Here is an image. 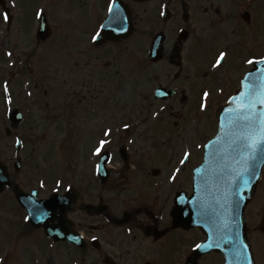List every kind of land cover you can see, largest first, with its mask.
Returning a JSON list of instances; mask_svg holds the SVG:
<instances>
[{
  "label": "flooded vegetation",
  "instance_id": "af4514ba",
  "mask_svg": "<svg viewBox=\"0 0 264 264\" xmlns=\"http://www.w3.org/2000/svg\"><path fill=\"white\" fill-rule=\"evenodd\" d=\"M110 2L39 0L33 4L38 7L33 13L32 0H15L14 5L13 0H0V48H27L32 43L41 47L62 44L87 48L89 70L81 79L88 81L91 93L98 90L104 97L98 99L92 94L96 102L91 100L89 104L90 118L104 129L112 125L122 128L123 122L133 126L123 135H114L107 152L112 162L103 176L96 175L94 170L102 156L92 155L103 131L99 136L98 133L91 136V148L83 164L76 160L80 150L77 151L75 140L70 146V167L54 172L42 170L39 145L44 137L40 138L38 128L59 123L62 126L64 122L71 125L75 111L67 102L64 105L60 101L53 113L52 105L45 100L49 92H62L43 87L46 76H39V90L37 82L32 88L30 79L34 73L30 56L23 54L20 70L12 65L7 51L1 52L0 58L12 66L7 80L14 102L11 110L6 111L2 87L0 176L3 179L0 182L5 184L0 197L6 199L4 204L16 203L26 214L17 202L16 190L26 194L37 191L36 200L44 201L53 194L67 195L66 187L72 184L77 197L74 202L69 200L73 206L66 213L57 209L54 221L35 229L56 253L58 264H224V258L216 252L194 258L193 244L203 243L206 237L199 229L190 227L193 173L204 158L221 109L241 90L245 77L256 69L247 59L264 56V0H117L116 8L128 16V31L108 32L103 43L93 46L91 35L100 24L106 23ZM40 8L47 17L41 35L38 26L42 21L35 16ZM5 10L11 14L10 23L3 20ZM160 32L165 36L162 58L152 63L140 56L135 60L137 71H128L127 64L132 66L133 61H126V49H141L144 43L151 45ZM46 36L48 39H43ZM219 51L229 52L228 62L223 68L212 70L210 62ZM162 62L166 63V70L161 68L155 73L152 68ZM142 63L148 73L142 71ZM131 76L138 81L132 89ZM142 78L148 81L141 84ZM115 84V90L106 88ZM143 85L150 87L145 89ZM160 87L166 89V95L157 96ZM107 90L113 98L108 97ZM205 90L212 93L206 112L199 107ZM28 91L33 95L28 96ZM133 91H136L134 97ZM170 92L171 98L165 99ZM77 94H80L78 89L73 95ZM146 106L160 108L155 111L160 114L168 109L172 116L165 117L163 113L158 118L152 112L147 113ZM15 110L23 117L17 128L15 119H10ZM160 121L162 125L153 126ZM17 137L23 141L22 146L15 143ZM167 137H171L169 141L163 139ZM165 147L167 151L162 153ZM185 148L192 155L187 165L181 166L178 157ZM89 154L93 159L91 170ZM175 167H181V174L172 182L169 175ZM57 179L64 181L59 193L53 191ZM41 180L45 181L43 188ZM263 180L264 175L262 192ZM256 198L246 211V229L255 263L264 264V203L260 197L255 204ZM137 209L145 211L133 214ZM47 228L56 231L63 240L50 239ZM74 236L77 239H72ZM93 236L98 239L92 240Z\"/></svg>",
  "mask_w": 264,
  "mask_h": 264
},
{
  "label": "snow or ice",
  "instance_id": "6c2138e0",
  "mask_svg": "<svg viewBox=\"0 0 264 264\" xmlns=\"http://www.w3.org/2000/svg\"><path fill=\"white\" fill-rule=\"evenodd\" d=\"M15 0H13V5ZM117 0H111L108 5L107 12L108 17L106 23L100 24L98 29L91 35V43L93 46L103 43V39L106 36V30L112 29L118 33H124L128 31L127 20L128 16L124 15L120 10L116 8ZM164 13H161L163 15ZM3 20L6 22L11 21L12 17L8 11L2 13ZM35 16L37 19L43 22L46 20V12L43 8H40ZM41 25V26H42ZM38 26V27H41ZM183 31V29H180ZM6 55L12 58L14 53L7 51ZM229 52L219 51L214 59L210 62V69L219 70L228 62ZM249 65H261L264 64V56H253L246 61ZM12 65L17 64V60L11 61ZM20 63H23L21 60ZM248 81L243 84V90L240 94L234 97H230L228 105L225 107V111L230 114V119L226 125L223 121L218 124L219 132L216 136V140L212 143L220 144L214 153L210 154V158L217 164V169L214 170V175L221 185L220 199L216 201V207H212L207 202L197 201L200 212L199 215L203 220L211 219L213 222V232L217 234V239L210 240L207 244L194 243L193 250L201 248L220 247L222 243L227 242L230 246V251L237 264H255V256L249 249L250 243L245 242L240 237V219L235 213L242 206L243 190L250 189L251 178L257 175L256 167L252 164L258 158V155L264 154V68L258 70L257 74L253 77L251 74L246 78ZM31 83V82H30ZM39 90L38 82L36 85ZM223 91V89H221ZM166 92L158 91L157 95H166ZM28 96H32L33 92L28 91ZM212 93L208 90L203 91L200 102L201 111L206 112L209 108V100ZM3 96L5 110L10 111V106L13 104V96L10 90V81L5 80L3 82ZM232 104H236L237 107H231ZM153 116H159V112H154ZM124 130H131L132 124L128 122L122 123ZM115 130L109 126L103 130L102 138L98 139L96 145L93 148L92 155L101 157L109 151L113 144V138ZM131 142V141H130ZM17 145H23V141L17 137L15 140ZM204 147V145H200ZM192 152L189 148L182 150L178 157V164L186 166L190 160ZM112 162V157L109 156L107 162L101 160L95 164L96 175L102 174V169L107 167V163ZM204 171L203 167L196 168V173ZM181 174V167H175L170 173L169 179L172 182H176ZM64 184L62 179L56 180V185L53 189L54 192H60V186ZM40 186L45 187V181H40ZM67 195L61 194L60 201L49 202L45 207L43 204H39L36 201L32 202V209L29 215L23 217L25 221H29L33 218L39 220H46L52 217L56 210L59 209L61 213H66L70 207L73 206L69 203V200L74 202L77 197L72 190V184L69 183L66 187ZM38 196V193L34 194ZM177 199H180L177 197ZM246 206V205H245ZM217 208L223 209L224 212H218ZM51 209V211H49ZM145 211L143 209L134 210ZM227 213L225 217L224 213ZM145 222L147 219L145 218ZM129 232L132 230L129 229ZM77 239V237H72ZM96 236L92 237V240H97ZM10 255H0V264H9Z\"/></svg>",
  "mask_w": 264,
  "mask_h": 264
},
{
  "label": "rangeland",
  "instance_id": "374dc122",
  "mask_svg": "<svg viewBox=\"0 0 264 264\" xmlns=\"http://www.w3.org/2000/svg\"><path fill=\"white\" fill-rule=\"evenodd\" d=\"M38 2L39 0H32L31 6L33 13L35 9L37 10L38 8L37 6H33V4H37ZM257 8L258 5L254 7L255 10ZM70 39L76 38L72 37ZM31 40H34L32 35ZM145 44L146 43L142 45L141 49H137L136 47L126 49L128 50V53H125L127 54L126 61H133L132 66H129L127 64L128 71H137L135 60L138 57L141 56L147 58L149 46L147 47V45ZM36 46L37 45L35 43H32L27 48H0V54L1 52L5 53V51H12L14 55L13 58H9V60L11 62L13 59H16L17 64L15 65V68H19L20 70L22 69V63H20V61H23V54L29 55L32 66L35 67V70L33 71V77H31V82H38L39 76H46V81L44 82L43 87L49 89H58L62 92H49V96L47 98L48 100L46 99L45 102L52 105V112L56 113L57 107L60 105V101H62L64 105L65 102H67L68 105H70L75 111L76 116L73 117L71 125L68 122H64L62 126H60L59 123L57 126H51L49 128H38V134H40V138L42 139L44 137V141L41 140L42 144L39 145V147H42L40 151L42 163L40 164V166L44 171L52 170L54 172L55 169L60 170L62 168H65L66 161L70 160L69 147L75 140V144L77 145L76 147H78L77 151L80 150L79 154L76 157V160L82 164L85 162L84 157L85 155L87 156V153L91 148V136H96L97 133L98 136L101 135L99 133H101L104 129V127L102 126L99 127V123L94 124V121H92V119L90 118L91 112L89 104L92 102L91 100L95 101V97L93 98L92 94L97 95L98 99H103L104 97L98 90L95 93H91L89 89L90 85L88 88V81L85 79H81V76L87 75L89 70L87 64V48L76 46L66 47L62 44L61 46L46 48ZM138 50H140V52ZM4 61L0 58V89H2L3 82L7 80L12 70V66L8 65V62L4 63ZM141 66L142 71L148 73L146 72L148 68L144 69V67H146L144 63H142ZM161 68H163L165 71L167 68L166 63L162 62L154 66L152 70L157 71L155 73H159L158 70ZM17 80L18 79L16 78L15 84H17ZM146 81H148L146 80V78H142L141 84H145ZM137 82L138 81L136 77L131 76L130 89L136 88ZM149 87V85H143V88L145 89H148ZM106 88L115 90L117 88V84H115L114 86H107ZM76 89L80 91V94L74 96L73 94L75 93ZM135 94L136 91H133L132 96L134 97ZM36 95L42 97L40 93H36ZM107 95L111 98L114 97V95L109 90H107ZM119 96L122 99L121 94H119ZM145 109L147 113L152 112V114L156 110H158L156 109V107L150 109L147 106L145 107ZM158 111H160V108ZM101 114L97 115V117H95V120H97L99 116H101ZM162 114L165 117L172 116L168 109L163 111L158 118H160ZM115 118H117V112ZM162 124L163 121H160L154 123L153 126L158 127ZM111 127L114 128L115 135H120L119 131H122L120 127H115L113 125ZM32 135L35 134L32 133ZM170 138L167 137L163 139H168L169 141ZM136 147L139 148V145ZM166 151L167 147L161 150L162 153H166ZM89 159H92V155L90 154ZM89 163V167L91 170L93 166V159ZM115 165L116 164H114V166ZM66 178H69V176H66ZM256 196L257 198L255 199V204L258 202L260 197H262V201L264 203V192H262V184ZM5 201V198L0 197V207L4 205L2 203H5ZM12 207L10 205H7V210L0 209V255H10L11 258L9 260V264H58L59 259L56 256V253L50 250L47 252V249L45 247L48 248V246L44 245V242L38 233H35L30 237L24 235V226L22 225L24 222L23 215L21 216V219H19L17 214L18 211L15 207L13 209V213L11 212ZM71 264H73V262Z\"/></svg>",
  "mask_w": 264,
  "mask_h": 264
},
{
  "label": "water",
  "instance_id": "95a60500",
  "mask_svg": "<svg viewBox=\"0 0 264 264\" xmlns=\"http://www.w3.org/2000/svg\"><path fill=\"white\" fill-rule=\"evenodd\" d=\"M153 49L154 50L152 51V57L153 58L156 57L155 58V60H156L158 58V56L160 55V52H161V42H160V44L155 42L153 45ZM257 72L254 73V76L257 74ZM231 107L235 108V107H237V105L232 104ZM229 119H230V114L227 111H225V109H224V111L222 112V115L220 117V122L223 121L225 123V125H226L225 130H227V123H228ZM215 140H213V141H215ZM212 142L208 146L207 158H206V164L205 165H207L206 168L210 167V168L215 169L217 167V164L214 160H212L210 158V154L214 153L217 150L218 144H214ZM254 163H255L254 165L256 167L257 175L252 177L250 189L243 190V197L244 198L242 200V206L235 213L236 215L239 216V219H240V225H241L240 226V237L242 240H244L247 243H249V242L247 240L245 228H244L243 210L245 208V205L251 199V196L254 194L257 183L260 179L261 171H262V168L264 166V154L258 155V158L254 161ZM201 175L202 176H209V177H211V180L207 182L209 184V187L206 189H203L201 187V183H200V173H196V194H195L194 198L191 200V209H192L191 218H192V222L195 226L202 227L204 229V231H206V233L208 235H210L211 240H215V239H217V237H216V233L213 232V222L211 219L203 220L201 218V216L199 215L200 209H199V206L197 204V201L207 202L212 207H216V201L218 199H220V196H221V192H220L221 187L218 186V184L215 180L216 175H214V170H208V171L205 170L201 173ZM217 211L219 212V208H217ZM35 219L36 218L31 219V221L34 222ZM49 219H50V217L47 220H49ZM211 249H216L219 251L221 250L224 254H226L230 258L229 261L231 264H236V260L233 258L231 251H230V246L227 242L222 243L220 247H212Z\"/></svg>",
  "mask_w": 264,
  "mask_h": 264
}]
</instances>
